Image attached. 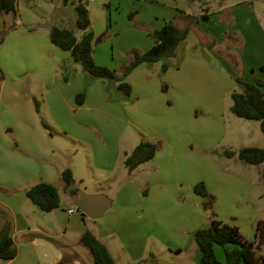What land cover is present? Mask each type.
<instances>
[{"label":"crops","instance_id":"0c3cea01","mask_svg":"<svg viewBox=\"0 0 264 264\" xmlns=\"http://www.w3.org/2000/svg\"><path fill=\"white\" fill-rule=\"evenodd\" d=\"M134 1L137 3H132L131 11L138 12L140 18L142 11L150 13V21L143 22L152 31L161 29L168 21L183 28L186 24L184 17L187 15L195 16L196 23H199L201 15H195L194 5H204L208 9L213 5L211 0ZM230 6L226 0L221 3L218 17L225 18L226 14L222 13ZM245 17L249 19L247 12L238 13L232 19L236 22L240 19L243 23ZM208 19L210 21V17ZM12 21L11 15L4 18L0 14V33L5 22L11 24ZM252 22L253 20H248L247 23ZM223 24L224 19H220L218 26L223 28ZM23 25L19 20L18 25L10 29L0 43V72L3 75L0 80V233L7 229L18 250L14 259H0V264H61L63 257L70 261L68 264H92V261L80 255V249L84 246L80 238L89 230L87 220L90 218H83L79 211L69 213L70 209H77L72 195L81 190V186L74 185V190L67 193L69 199L60 196V206L48 213L41 212L32 204L26 197V190L40 182L58 187L62 182L60 174L65 168L70 169L75 178V164H70L64 158L73 148L81 145L86 147L85 165L95 180L92 193H105L104 186L100 185L103 179L92 170L110 172L117 159L127 155L120 144L128 128L134 129L142 138L150 141L164 135L160 134L164 131L167 133L163 150L153 158L156 165L161 163L162 166L166 164L179 167L185 163L187 167L195 163L186 153L183 154L185 157L179 156L177 150H182V146L195 144L183 143L181 137L187 136L184 141H191L194 138L189 135L200 133L207 138L218 133V137L221 135L218 141L224 138L223 127L227 126V114L232 106V103H228V98L233 91L240 90L236 79L246 82H256L255 79L264 81V28L254 18V25L258 29L257 48L252 54L251 62L244 57L245 60H240V66L235 70L217 53H226L236 46L229 48L219 31L199 29L205 36L213 39L209 41V56L219 65L214 66L208 59H201L200 56H187L178 68L171 67L165 72H162V63L142 64L128 76L132 86V99L125 103L107 100L104 92L106 82L92 79L72 60L68 51L55 46L49 37L50 28L40 27L39 24H25L27 28H33L28 31L27 28H22ZM92 31L95 62L116 71H120L127 63L128 50L144 52L154 45L149 37L133 32L126 42L130 45L119 47L116 58L114 49L107 51L104 48L103 54L99 52L98 40L101 38L98 32ZM112 34L111 31V35L104 40L106 47L112 42ZM64 75L67 76L66 79ZM262 89L264 91V87ZM82 92H85L84 101L78 105L76 97ZM32 97L39 100V107L43 109L36 111ZM201 116L209 121H200L197 127V119ZM251 177L249 173V183L252 184L254 180ZM78 180L83 186L88 182L83 176ZM200 182L206 185L203 180L196 178L188 183L195 196L194 186ZM83 188L87 190V187ZM152 195L161 197L162 193L157 191ZM149 198L151 202V193ZM151 203L154 207L148 206L141 209V212L118 207L114 215H109L108 227L103 225V231L99 235L92 232L113 254L110 243L103 240L114 234L120 235V231L124 229L120 228L121 223L127 224L135 220L148 226L151 215L155 214L162 221L164 211L160 210V203ZM113 206L112 201L111 208ZM56 238H64V243L56 242ZM130 242L134 246V241ZM115 245L116 242L113 243L116 250ZM122 246L126 251L123 243ZM127 252L133 263L142 259V253L137 248L133 252ZM76 256L77 259L74 260Z\"/></svg>","mask_w":264,"mask_h":264},{"label":"rangeland","instance_id":"374dc122","mask_svg":"<svg viewBox=\"0 0 264 264\" xmlns=\"http://www.w3.org/2000/svg\"><path fill=\"white\" fill-rule=\"evenodd\" d=\"M211 1H213V5L210 9L204 5H194L195 15H201V17L199 23H195V26L191 28L187 39L181 44L179 52L185 57L206 58L212 65L218 66L219 63L209 56L208 48L211 46L209 41L213 39L205 36L199 29L219 31V35L228 42L229 48L232 49V45L236 47L226 53H217L216 50L214 52L222 56L234 70L238 69L240 60L242 61L244 57L251 62L252 54L257 48L258 29L254 25V18L258 19L264 28V0H226L231 6L222 13V15L226 14L225 18L218 17L220 4L225 0ZM79 3L87 6L92 18L93 28L91 29L100 35L101 39L98 40V45L101 54L105 52L104 48H107V51L114 49L117 58L118 48L130 45L126 42L133 32L141 33L144 37L153 40L149 35L150 29L143 22L150 21V13H147L144 8L145 11H142V18H140L138 12L131 11L132 3H137L134 0H97L95 2L90 0H18V18L23 22L24 30L27 28L25 24H39L40 27L48 28L58 26L71 30L77 38H80L82 31L76 25L77 13L75 9ZM240 8L245 11L239 10ZM246 12L249 14V19H246L248 17L246 16L243 23L240 19L238 22L232 19L238 13ZM205 14H208L210 21L202 18ZM220 19H224L223 28L218 26ZM248 20H253V22L248 24ZM111 31L113 33L112 42L106 47L104 40L106 36L111 35ZM130 50H128L127 56ZM79 67L81 66L79 65ZM255 80L257 81V79ZM110 88L112 89V87ZM104 92L106 95V86H104ZM112 95L111 99L113 100L108 99L107 95L106 99L124 102L117 98L116 91L113 89ZM228 103H232L231 96L228 98ZM39 108L43 109V107ZM193 121L195 123L194 119ZM200 121L208 123L209 120L202 116L199 117L196 122L197 127ZM226 125L222 132L224 138L219 139L220 141L218 138L221 135L218 137V133L214 136L209 135L207 138H204L200 133L189 135L195 141L194 139L184 141L186 135V137H181L180 140L183 143H195L187 144L182 146V150H177L180 157H185L183 154L186 153L187 157L196 161L192 165L186 167V164L182 163L179 167L166 164L162 166L161 163L156 165L152 159L140 164L131 173L124 161L136 145L145 138H142L134 129L128 128L124 132L120 144L127 155L125 157L120 155L114 169L110 172L92 170L96 176L103 179V182L100 183L101 186H104L105 193L103 194L113 201L114 206L104 216L95 220H87L90 231L99 235L103 231V225L109 226L107 219L109 215L115 214L118 207L141 212V209L151 207V202L154 201V205H156L155 202L158 201L160 210L164 211L161 222L159 215L156 214L151 215L148 226L145 223L131 220L127 224L121 223L120 228L124 229L120 233L125 232L124 235L114 234L102 239L112 246V256L116 264H201L194 233L200 228L207 227L211 219L237 226L246 240H255L256 224L260 220L264 221V162L258 165H249L240 161L236 155L234 159H228L224 152L229 149L237 152L243 147L264 148V134L258 120L239 118L231 111H228ZM160 134L164 135L151 140L158 146L156 154L163 150L164 144L167 142V133L164 131ZM64 159L70 164H75L74 179L76 180L75 184L81 186L80 191L95 195L92 193L95 180L85 165L86 147L78 145ZM242 170H245V173H242ZM249 173L252 175V181L254 180L252 184L249 183ZM81 176L87 178L88 181L84 186L78 180ZM195 178L205 182V187L210 195L208 199L195 196L191 188L189 189L188 183ZM61 183L57 187L59 194L63 199H69L68 192L63 189L64 186ZM83 187H87L89 191ZM149 191L153 196L151 202L149 201ZM157 191L162 193L161 197L152 195ZM152 207L154 206L152 205ZM63 239L56 238L55 241L63 244ZM131 240L134 241V246H132ZM112 242L117 243L114 246L117 247L116 250L113 248ZM122 243L126 251L122 249ZM136 248L141 251L142 259L133 263L127 250L133 252ZM215 249L218 259L224 261L222 247L216 246ZM256 249L258 254L264 253V245L257 244ZM80 255L84 259L92 261L93 264L92 255L85 245L80 249Z\"/></svg>","mask_w":264,"mask_h":264},{"label":"trees","instance_id":"16d2710c","mask_svg":"<svg viewBox=\"0 0 264 264\" xmlns=\"http://www.w3.org/2000/svg\"><path fill=\"white\" fill-rule=\"evenodd\" d=\"M195 1V0H190ZM76 25L82 31L80 38L66 28L52 26L49 30L51 42L58 48L68 51L72 60L79 64L84 72L92 79H101L106 82V95L112 98V89L116 91L117 98L124 102L132 99V86L127 80L129 74L142 64L152 65L162 63V72L169 68H178L185 58L179 52L181 44L187 39L188 34L196 23L193 15L185 16L186 24L183 28L178 27L173 21L166 22L159 30H150L149 35L154 41V45L147 51L133 49L129 52L128 61L122 66L120 71H116L106 66L98 65L93 58V37L91 29V17L86 5L79 3L76 5ZM0 14L5 18L8 15L13 17L11 24L5 22L0 33V43L6 33L16 27L19 23L18 0H0ZM208 20V14L202 16ZM32 31L33 28H27ZM262 70L264 68L262 67ZM3 78L0 72V80ZM66 79L67 76L64 75ZM240 90L231 93V112L239 118L247 120H258L260 128L264 134V81L246 82L237 78ZM112 87V89L110 88ZM165 90V85L162 86ZM85 92L77 95L76 103L81 105L84 101ZM113 100V99H111ZM32 103L39 111L40 102L32 97ZM46 127L45 124H43ZM158 146L150 140H141L129 154L124 163L129 173L135 170L140 164L152 160ZM227 157L237 156L240 161L249 165H258L264 162V148L243 147L239 151L226 150ZM64 190L71 192L74 190L75 179L70 169H65L60 174ZM194 192L203 197L209 198V193L200 182L194 186ZM26 197L41 212L48 213L60 206V194L54 184L44 182L37 183L26 190ZM83 218H87L82 214ZM194 239L200 252L201 264H264V253L258 254L256 245H264V221L260 220L256 224L255 240H246L237 226L223 223L220 220L211 219L207 227L195 231ZM257 240V241H256ZM92 255L93 264H116L115 259L107 246L90 230H86L80 238ZM216 246L223 249L224 261L216 256ZM18 254L13 238L8 234L7 229L0 233V259L12 260ZM77 259V256L74 260ZM61 264H68L70 261L63 257Z\"/></svg>","mask_w":264,"mask_h":264},{"label":"water","instance_id":"95a60500","mask_svg":"<svg viewBox=\"0 0 264 264\" xmlns=\"http://www.w3.org/2000/svg\"><path fill=\"white\" fill-rule=\"evenodd\" d=\"M72 201L77 211L93 220L102 217L112 206V200L105 194L91 195L80 190L72 195Z\"/></svg>","mask_w":264,"mask_h":264},{"label":"built area","instance_id":"2783aa9c","mask_svg":"<svg viewBox=\"0 0 264 264\" xmlns=\"http://www.w3.org/2000/svg\"><path fill=\"white\" fill-rule=\"evenodd\" d=\"M91 2H94V1H96V0H90ZM77 211V209H70L69 210V213H74V212H76Z\"/></svg>","mask_w":264,"mask_h":264}]
</instances>
